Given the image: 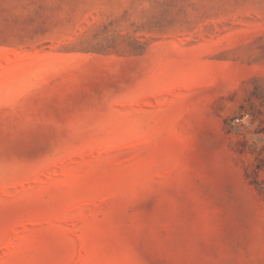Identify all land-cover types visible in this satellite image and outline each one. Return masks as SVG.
<instances>
[{
	"label": "rangeland",
	"instance_id": "1",
	"mask_svg": "<svg viewBox=\"0 0 264 264\" xmlns=\"http://www.w3.org/2000/svg\"><path fill=\"white\" fill-rule=\"evenodd\" d=\"M0 264H264V0H0Z\"/></svg>",
	"mask_w": 264,
	"mask_h": 264
}]
</instances>
